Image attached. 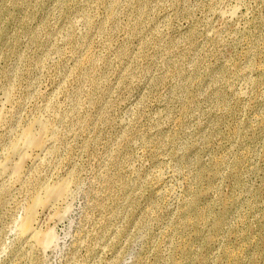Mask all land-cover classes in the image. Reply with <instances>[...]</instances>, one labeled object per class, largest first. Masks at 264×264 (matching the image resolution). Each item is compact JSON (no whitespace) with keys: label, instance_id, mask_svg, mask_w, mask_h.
I'll return each mask as SVG.
<instances>
[{"label":"rangeland","instance_id":"1","mask_svg":"<svg viewBox=\"0 0 264 264\" xmlns=\"http://www.w3.org/2000/svg\"><path fill=\"white\" fill-rule=\"evenodd\" d=\"M0 99V264H264V0H0Z\"/></svg>","mask_w":264,"mask_h":264},{"label":"bare ground","instance_id":"2","mask_svg":"<svg viewBox=\"0 0 264 264\" xmlns=\"http://www.w3.org/2000/svg\"><path fill=\"white\" fill-rule=\"evenodd\" d=\"M2 108L3 106L0 109ZM3 110L5 109L0 111V125L5 118V115L2 112ZM54 140L53 133L47 126L46 122L42 119H34L27 129L21 131L13 139L10 150L7 152L4 161L0 165L1 172L8 178V180L11 179L15 181V183L22 181L24 177H26L24 170L26 162L33 159L32 161L36 163H44L45 160H47L46 157L49 154L50 145L55 143ZM8 165L12 166L11 169H8ZM65 189L66 184L64 181L48 185L42 189V193L38 194L31 203L27 205L24 216L21 218L18 227L19 235L22 239L30 243L38 244L43 249L53 243V231L50 229L40 231L39 228H35L34 224L36 222L34 221V217L36 218L35 214L38 209H44V211L46 209L50 210L49 208L51 207V209H53L54 204L62 198L63 194H65ZM56 215L59 217L61 214L56 213ZM218 224H220V220Z\"/></svg>","mask_w":264,"mask_h":264}]
</instances>
